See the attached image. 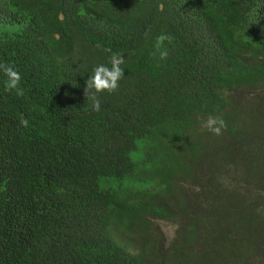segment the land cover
<instances>
[{
    "label": "trees",
    "instance_id": "trees-1",
    "mask_svg": "<svg viewBox=\"0 0 264 264\" xmlns=\"http://www.w3.org/2000/svg\"><path fill=\"white\" fill-rule=\"evenodd\" d=\"M0 7L25 19L0 37L25 90L0 71V264H264V0ZM113 53L125 75L96 112L85 81Z\"/></svg>",
    "mask_w": 264,
    "mask_h": 264
},
{
    "label": "clouds",
    "instance_id": "clouds-1",
    "mask_svg": "<svg viewBox=\"0 0 264 264\" xmlns=\"http://www.w3.org/2000/svg\"><path fill=\"white\" fill-rule=\"evenodd\" d=\"M174 38L167 33H161L155 42L156 52L153 55L159 54L161 60H166L169 55L167 45L173 43ZM110 51V49H105ZM111 67L103 64L98 65L93 69V75L85 81V96L87 101L91 100V108L93 111L99 112L101 110V100L97 96L98 93L108 92L114 93L119 88V81L125 75L124 69L121 67L125 63V58L122 55L113 53L110 58ZM0 71H3L7 77L5 81V88L9 92L14 91L17 96L24 95V89L20 87L21 74L15 69L14 66L0 63ZM20 126L28 127L29 121L23 114L19 115ZM207 131L219 136L223 134V130L227 124L223 118L209 116L202 125Z\"/></svg>",
    "mask_w": 264,
    "mask_h": 264
},
{
    "label": "rangeland",
    "instance_id": "rangeland-1",
    "mask_svg": "<svg viewBox=\"0 0 264 264\" xmlns=\"http://www.w3.org/2000/svg\"><path fill=\"white\" fill-rule=\"evenodd\" d=\"M24 24L25 19L20 16L17 17L15 11L11 9L6 10L3 7H0V37L4 35H11L20 31L23 28ZM260 99L261 95L255 97H247V101H249L250 103L259 101ZM255 119L256 117H253L249 123V136L254 138L256 147L264 152V124L260 122V127L256 128V130L254 131ZM251 144L253 145V147H255L254 142H251ZM151 221L157 227V234L163 241H166L172 237L175 230V225L163 221H158L153 218H151Z\"/></svg>",
    "mask_w": 264,
    "mask_h": 264
}]
</instances>
